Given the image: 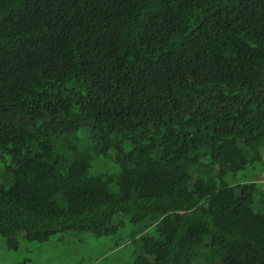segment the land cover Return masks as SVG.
<instances>
[{
    "label": "trees",
    "instance_id": "trees-1",
    "mask_svg": "<svg viewBox=\"0 0 264 264\" xmlns=\"http://www.w3.org/2000/svg\"><path fill=\"white\" fill-rule=\"evenodd\" d=\"M259 172L264 0H0L6 247L124 233L128 264H264Z\"/></svg>",
    "mask_w": 264,
    "mask_h": 264
},
{
    "label": "rangeland",
    "instance_id": "rangeland-1",
    "mask_svg": "<svg viewBox=\"0 0 264 264\" xmlns=\"http://www.w3.org/2000/svg\"><path fill=\"white\" fill-rule=\"evenodd\" d=\"M262 172L256 174L254 181L264 182ZM153 230L154 227H148L143 232ZM123 235L117 233L101 237L88 231H67L52 236L47 242L38 243L26 240L20 232L17 250L7 249L0 236V264H128L134 247ZM205 253L208 255L210 251L206 248ZM211 263L212 260L206 257L192 259V264Z\"/></svg>",
    "mask_w": 264,
    "mask_h": 264
},
{
    "label": "clouds",
    "instance_id": "clouds-1",
    "mask_svg": "<svg viewBox=\"0 0 264 264\" xmlns=\"http://www.w3.org/2000/svg\"><path fill=\"white\" fill-rule=\"evenodd\" d=\"M191 211H193V208H192V209H189V210H176V211H174V212H172V211H168V212L162 214L161 216H159V218L156 219L155 221H153V222H149V221L141 222V225H142V226L147 225V227H154V229H157V225H158V223L160 222V220H162V219H163L164 217H166L167 215L172 214V213H174V214H178V215H183V214H186V213H190ZM147 227H146V228H147ZM207 234H209V233H207ZM157 236H158V233H157ZM7 249L12 250L13 248H8V247H7Z\"/></svg>",
    "mask_w": 264,
    "mask_h": 264
}]
</instances>
